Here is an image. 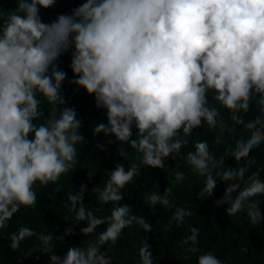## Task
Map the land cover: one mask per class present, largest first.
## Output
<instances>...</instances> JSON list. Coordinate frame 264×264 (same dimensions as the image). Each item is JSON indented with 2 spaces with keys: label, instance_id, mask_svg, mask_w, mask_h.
<instances>
[{
  "label": "clouds",
  "instance_id": "9594fccd",
  "mask_svg": "<svg viewBox=\"0 0 264 264\" xmlns=\"http://www.w3.org/2000/svg\"><path fill=\"white\" fill-rule=\"evenodd\" d=\"M11 2L13 10L0 2V229L21 208L35 209L37 184L55 185L58 191L61 178L80 164L83 123L63 95L67 72L61 57L69 52L70 83L93 97L107 118L94 123L93 135L114 137L107 144H117L121 161L129 159L130 148L140 154V165L163 170L166 161L183 156L203 178L199 200L213 196L223 183L225 193L217 203L227 205L229 217L246 211L253 226L264 220L256 199L264 197V179L259 170L249 174L256 166L251 153L264 145V0H83L49 23L41 9L57 0ZM238 127L247 136L235 139L220 157L207 139L182 153L197 129H206L221 144ZM96 147L106 150L107 145ZM226 158H234L237 166H225ZM141 175L136 163L126 169L119 162L103 189L93 187L101 205L97 212L113 205L108 216L86 209V185L68 194L73 220L87 225L80 229L82 236L96 237L86 246L70 245L60 256L52 233L21 227L10 234V249L17 251L23 240L36 237L48 264H112L105 245L115 246L127 228L153 230L122 203V190ZM171 195L169 186L163 195L145 199L153 213L157 204L175 207L164 232L193 215L176 207ZM74 227L64 236L73 235ZM189 231L182 243L189 245L186 254H198L196 264H223L213 252H200L198 227ZM152 247L147 238L141 241L139 264H154Z\"/></svg>",
  "mask_w": 264,
  "mask_h": 264
},
{
  "label": "trees",
  "instance_id": "16d2710c",
  "mask_svg": "<svg viewBox=\"0 0 264 264\" xmlns=\"http://www.w3.org/2000/svg\"><path fill=\"white\" fill-rule=\"evenodd\" d=\"M0 2H4L7 10H13L16 6L11 0H0ZM82 2L83 0H57L54 7L41 9L42 18L44 22L49 23L60 13H70ZM70 63L71 52L61 57V67L67 72L63 95L68 101L67 106L76 109L77 117L83 123L81 132L86 139L78 145L80 164L75 172L61 178L58 191L53 190L55 185L41 187L37 184L38 203L35 209L21 208L8 222L7 227L0 229V264H48V256L40 252L41 242L36 237L23 240L17 251L10 249V234L17 232L21 227L34 229L37 233H52L55 252L60 256L65 254L70 245L86 246V242L94 241L95 235L84 237L80 232L81 227L87 226L86 223H77L73 220L74 213L70 211L68 194L78 193L80 186L86 185L87 192L84 196L86 209L93 211L98 217L110 215L112 204L104 205L101 211H96L101 205L97 200L98 194L92 189L93 187L103 189L111 175V170L119 162H122L126 169L133 163L140 166L142 175L122 190L125 197L122 203L132 206L131 214L144 216L153 225V230L151 233H146L135 226L127 228L115 246L111 243L105 245V250L112 257V264H139V246L145 238L153 246L154 264H196L198 254H186L185 249L189 245L182 243L183 239L191 234L190 227H198L200 230L197 246L201 253L211 251L223 264H264V220L259 225L253 226L246 211L229 217L226 213L227 205L217 203L224 196L225 184H218L214 195L201 201L197 195L200 187L203 186V178L191 171L190 165L183 156L166 161L163 170L151 169L140 165V154L130 148L129 159L121 161L122 158L117 155V144H107V139L114 137L105 138L103 134L93 135L94 123H106L107 118L104 110L95 107L93 97L84 89L76 91V85L70 83L73 79ZM252 115H255L254 111ZM240 136L246 137L247 132L238 127L234 136L226 134L222 137L221 144H215L212 134L206 129H197L191 137H188L189 145L182 149V153L194 151L192 145L196 140L207 139L211 149L217 157H220L225 154V148L234 144L235 139ZM98 143L106 144V150L97 148ZM252 156L256 159V166L250 169L249 174L259 170L261 178L264 179V145L254 149L249 159ZM239 163L243 164L246 161ZM227 165L237 166L234 158H226L225 166ZM177 172L184 174L182 180L175 178ZM88 174H91V179ZM246 180L247 175L241 184L243 185ZM169 186L172 187L170 196L172 203L176 207H184L192 211L193 215L186 217L181 225L173 222L170 230L164 232L161 229L167 225L175 207L164 208L157 204L153 213L145 199L151 193L160 192L163 195L164 189ZM256 199L259 201L261 211L264 212V197ZM73 225H75L74 234L64 236L65 231ZM104 227H99L97 233L103 231Z\"/></svg>",
  "mask_w": 264,
  "mask_h": 264
}]
</instances>
